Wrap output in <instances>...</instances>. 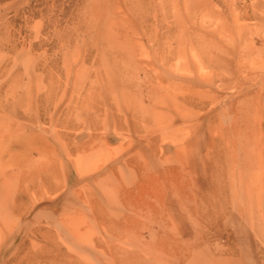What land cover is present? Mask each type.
<instances>
[{
    "label": "rangeland",
    "instance_id": "obj_1",
    "mask_svg": "<svg viewBox=\"0 0 264 264\" xmlns=\"http://www.w3.org/2000/svg\"><path fill=\"white\" fill-rule=\"evenodd\" d=\"M0 264H264V0H0Z\"/></svg>",
    "mask_w": 264,
    "mask_h": 264
}]
</instances>
